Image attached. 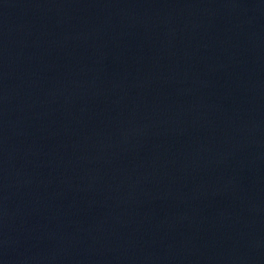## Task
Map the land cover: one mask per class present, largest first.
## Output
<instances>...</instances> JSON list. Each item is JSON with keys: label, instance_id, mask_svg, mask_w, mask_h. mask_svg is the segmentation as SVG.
Segmentation results:
<instances>
[{"label": "water", "instance_id": "95a60500", "mask_svg": "<svg viewBox=\"0 0 264 264\" xmlns=\"http://www.w3.org/2000/svg\"><path fill=\"white\" fill-rule=\"evenodd\" d=\"M0 264H264V0H0Z\"/></svg>", "mask_w": 264, "mask_h": 264}]
</instances>
